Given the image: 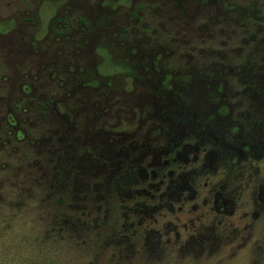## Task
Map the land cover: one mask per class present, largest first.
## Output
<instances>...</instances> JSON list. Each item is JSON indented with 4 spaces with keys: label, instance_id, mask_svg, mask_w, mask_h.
Returning <instances> with one entry per match:
<instances>
[{
    "label": "rangeland",
    "instance_id": "rangeland-1",
    "mask_svg": "<svg viewBox=\"0 0 264 264\" xmlns=\"http://www.w3.org/2000/svg\"><path fill=\"white\" fill-rule=\"evenodd\" d=\"M0 264H264V0H0Z\"/></svg>",
    "mask_w": 264,
    "mask_h": 264
}]
</instances>
